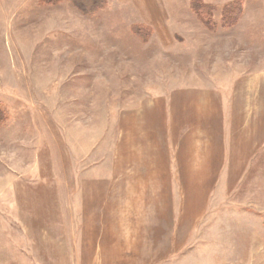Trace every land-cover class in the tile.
Returning <instances> with one entry per match:
<instances>
[{
  "label": "rangeland",
  "instance_id": "1",
  "mask_svg": "<svg viewBox=\"0 0 264 264\" xmlns=\"http://www.w3.org/2000/svg\"><path fill=\"white\" fill-rule=\"evenodd\" d=\"M76 1L0 0V264H264V0Z\"/></svg>",
  "mask_w": 264,
  "mask_h": 264
},
{
  "label": "trees",
  "instance_id": "2",
  "mask_svg": "<svg viewBox=\"0 0 264 264\" xmlns=\"http://www.w3.org/2000/svg\"><path fill=\"white\" fill-rule=\"evenodd\" d=\"M72 4H74V0H68ZM76 1V0H75ZM77 2V1H76ZM79 3H77V8L81 10L82 12L86 13L87 15H91L98 10L102 9L105 5V0H78ZM233 10L229 12V17L232 22L234 18L236 17L237 12L239 13L238 3H232ZM237 6V7H236ZM235 8V9H234ZM235 14V16H233ZM223 22H224V18ZM225 21H227V18H225ZM7 115L6 112L0 108V128L4 125V123L7 121Z\"/></svg>",
  "mask_w": 264,
  "mask_h": 264
}]
</instances>
